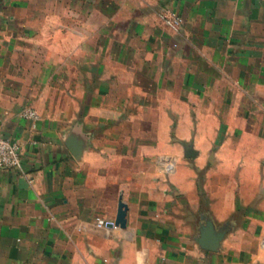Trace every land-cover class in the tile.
Returning a JSON list of instances; mask_svg holds the SVG:
<instances>
[{
  "label": "crops",
  "instance_id": "obj_1",
  "mask_svg": "<svg viewBox=\"0 0 264 264\" xmlns=\"http://www.w3.org/2000/svg\"><path fill=\"white\" fill-rule=\"evenodd\" d=\"M0 137V264H264V0H0Z\"/></svg>",
  "mask_w": 264,
  "mask_h": 264
},
{
  "label": "built area",
  "instance_id": "obj_2",
  "mask_svg": "<svg viewBox=\"0 0 264 264\" xmlns=\"http://www.w3.org/2000/svg\"><path fill=\"white\" fill-rule=\"evenodd\" d=\"M162 23L172 31H178L181 26V18L173 11H164L160 14ZM21 117L26 120L36 122L38 115L34 110L25 109L21 112ZM21 169V148L16 142H11L8 139L0 137V169ZM111 224L109 221L96 218L94 228L103 230Z\"/></svg>",
  "mask_w": 264,
  "mask_h": 264
},
{
  "label": "water",
  "instance_id": "obj_3",
  "mask_svg": "<svg viewBox=\"0 0 264 264\" xmlns=\"http://www.w3.org/2000/svg\"><path fill=\"white\" fill-rule=\"evenodd\" d=\"M125 214H126V206L121 202H119L117 209V216L114 225L124 228L126 223ZM110 226H112V224L108 225V227ZM221 239H222L221 234L212 233L208 228H205L201 234V240L199 242V246L203 250L214 252L217 250Z\"/></svg>",
  "mask_w": 264,
  "mask_h": 264
}]
</instances>
